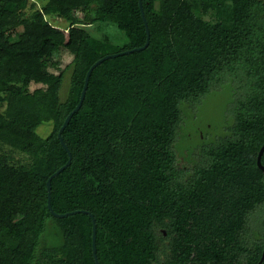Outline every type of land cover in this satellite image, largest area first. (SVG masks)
Returning a JSON list of instances; mask_svg holds the SVG:
<instances>
[{
  "label": "trees",
  "instance_id": "trees-1",
  "mask_svg": "<svg viewBox=\"0 0 264 264\" xmlns=\"http://www.w3.org/2000/svg\"><path fill=\"white\" fill-rule=\"evenodd\" d=\"M28 1L0 0V141L30 159L16 166L0 154V264H96L92 218L81 210L96 219L100 264H258L264 0H142L149 45L93 70L62 133L73 159L52 179L51 204L59 214L80 210L66 217L48 204L47 181L69 159L59 130L91 66L143 46L147 31L139 0H34L40 9L26 23ZM45 15L68 21V41ZM83 24L116 26L127 41L117 46ZM64 47L74 58L61 70ZM234 79L227 134L212 144L204 136L196 159L184 153L194 164H182L186 107ZM32 82L43 87L30 91ZM123 151L132 153L125 161Z\"/></svg>",
  "mask_w": 264,
  "mask_h": 264
},
{
  "label": "rangeland",
  "instance_id": "rangeland-1",
  "mask_svg": "<svg viewBox=\"0 0 264 264\" xmlns=\"http://www.w3.org/2000/svg\"><path fill=\"white\" fill-rule=\"evenodd\" d=\"M34 0H29L27 7L23 10V14L21 15V19L25 20L26 23H28L35 13L38 11L39 4L33 3ZM35 4L31 5V4ZM75 15L82 19V12L80 10L75 11ZM204 19H210L209 15H202ZM45 19L49 20V22L54 27L55 31H63L66 35V41L69 40L68 31L66 29L68 21L60 16V15H54V16H44ZM82 28L88 29L91 34H93L97 38H108L112 43H114L117 46H123L126 41L127 37L126 35L120 31L116 26L113 25H100L99 24H91V25H79ZM25 26L18 27L17 29H13L10 31V33H13V37L16 38L18 36V31L24 30ZM9 33V32H8ZM9 33V34H10ZM74 47V45H72ZM59 61H60V69H66L68 65L71 64L74 55L71 52L70 48H62L61 52L59 53ZM53 71L59 72V69L52 68ZM65 84L67 87L68 84V75L65 79ZM150 83H146V86H150ZM43 87L42 84H38L35 82H32L29 86L30 91H34L35 89ZM65 87V89H67ZM236 80L234 79L232 82H228L226 84H221L219 86H216L211 93H209L207 96H205L199 104H197L194 107H186L187 109H190L188 116L184 119L185 122L183 124V127L181 129V133L179 134V139L177 142L178 148L181 151L180 152V162L182 164H187L192 166L194 164L193 161L189 159H185V154H190L191 157L194 159L197 158V146L201 145L203 142L202 138L206 136L205 143L204 144H212L213 142H216L218 139H221L223 136L227 134V126L230 122L228 109L231 108L233 101L235 99V96H237L236 93ZM7 109L6 103H0V115L4 114ZM52 129V124L50 122L41 124L37 132H39L43 136H47L49 132ZM187 151V152H186ZM185 153V154H184ZM0 154H5L7 156V161L11 165L19 166L24 163H29L30 159L21 153L20 151L16 150L15 148H12L11 146L2 143L0 141ZM131 152L129 151H123L118 156L119 160H126L131 156ZM204 197V191H202V194L200 196V199L203 200ZM200 204V203H198ZM198 206V205H197ZM260 213L261 215H258ZM256 220L260 221L262 218H264V205L262 207H259L256 210ZM19 217L17 218V220ZM255 227H253V231H255ZM259 237V236H258Z\"/></svg>",
  "mask_w": 264,
  "mask_h": 264
},
{
  "label": "water",
  "instance_id": "water-1",
  "mask_svg": "<svg viewBox=\"0 0 264 264\" xmlns=\"http://www.w3.org/2000/svg\"><path fill=\"white\" fill-rule=\"evenodd\" d=\"M139 2H140V8H141L143 20H144V23H145V26H146V31H147V40H146V43L143 46H141V47H137V48H134V49H131V50H127V51L121 52V53L119 52V53H115V54L106 55L103 58H101L98 61H96L91 66V68L88 70V72H87V75H86V78H85V84H84L83 90L81 92L80 100H79L77 106L75 107V109L72 112H70V114L67 116V118L65 119L62 127L59 130L58 136H59V138L61 140L62 145L68 151L69 159H68L67 163L64 166H62L61 168H59L55 173H53L49 177V179L47 181V187H48V204H49V207H50L52 213L55 216H57V217H66V216H68L70 214H74V213H77V212L80 211V210H76V211H71V212L60 213L59 214V213H56L53 210L52 204H51V188H52L51 182H52V179L55 176H57L59 173H61L64 169H66L68 166H70V164L72 163V159H73L72 153H71L69 147L67 146V144L65 143V141L63 139L62 133H63L64 129L69 125L70 120L73 117L74 113L77 112L81 108V106H82V104L84 102L85 95H86V92H87V89H88V86H89V82H90V77H91V74H92L93 70L99 64H101L104 60H107L109 58H114V57H117V56H119L121 54L130 53V52H133V51H136V50L139 51V50H142V49L146 48L149 45L151 35H150L149 26H148V21H147V18L145 16L143 2H142V0H139ZM263 154H264V145L262 146L261 151H260L259 156H258V165H259V167L261 169L264 170V165L262 163V156H263ZM81 211L88 213L91 216V218H92V222H93V235H92V239H93V242H92V245H93V255H94V259L96 261V264H100L99 259H98V255H97V246H96V240H97V224H96V219H95L94 215L91 212H88L86 210H81ZM263 261H264V252H263L262 258H261V260H260V262L258 264H262Z\"/></svg>",
  "mask_w": 264,
  "mask_h": 264
}]
</instances>
